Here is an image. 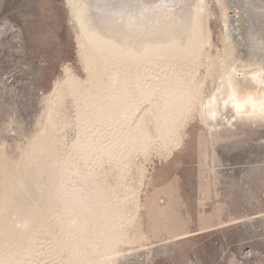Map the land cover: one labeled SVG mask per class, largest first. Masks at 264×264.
Returning a JSON list of instances; mask_svg holds the SVG:
<instances>
[{"label": "bare ground", "instance_id": "6f19581e", "mask_svg": "<svg viewBox=\"0 0 264 264\" xmlns=\"http://www.w3.org/2000/svg\"><path fill=\"white\" fill-rule=\"evenodd\" d=\"M240 1L215 0L222 24L219 46L212 39L209 17L216 12L210 0H66L89 79L68 70L51 104L65 105L68 95L78 104L80 130L69 148L78 157L58 155V145L65 143L55 130L40 136L26 161L10 171L11 164L0 158V221L10 226L0 229V264H41L33 253L39 233L48 231L60 264H119L126 228L135 218L126 205L137 192L130 189L120 197L104 186L96 151L124 172L133 151L147 150L150 139L165 143L167 133L179 138L180 124L197 108L215 130L243 121L264 123V0ZM144 104L150 107L134 125ZM147 119L154 120V130ZM133 132L139 133L135 141ZM121 134L132 144L119 153ZM45 173L53 190L43 202L66 215L57 232L33 199ZM25 232L28 242L18 243Z\"/></svg>", "mask_w": 264, "mask_h": 264}, {"label": "rangeland", "instance_id": "374dc122", "mask_svg": "<svg viewBox=\"0 0 264 264\" xmlns=\"http://www.w3.org/2000/svg\"><path fill=\"white\" fill-rule=\"evenodd\" d=\"M210 1L216 12L209 17L212 39L220 46L222 24L217 3ZM79 42L66 0H0V158L11 164L7 170L23 164L32 144L48 131L56 130L65 143L58 145L61 158L74 154L69 148L80 130L78 104L71 95L63 106L51 104V99L68 80V70L89 79ZM148 105L136 113L134 125ZM186 118L178 140L171 133L166 144L150 139L147 150L133 151L124 172L107 156L100 157L99 150L94 154L104 186L120 197L130 189L137 192L126 205L135 218L126 228L128 241L119 264H264V123L243 121L215 130L202 120L199 108ZM146 121L154 130V120ZM132 134L135 141L139 133ZM119 136L121 153L132 141ZM48 179L49 173L42 175L33 199L44 206L50 230L57 232L66 215L43 202L53 190ZM6 222L0 221V229L9 226ZM41 223L43 219L35 228ZM29 235L25 232L16 240L26 244ZM52 238L50 231L38 235L33 255L41 264H60Z\"/></svg>", "mask_w": 264, "mask_h": 264}]
</instances>
